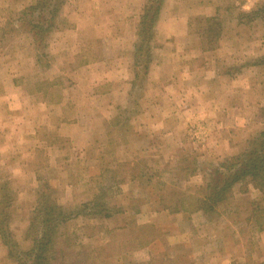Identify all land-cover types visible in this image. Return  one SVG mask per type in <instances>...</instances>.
Instances as JSON below:
<instances>
[{
	"label": "rangeland",
	"instance_id": "rangeland-1",
	"mask_svg": "<svg viewBox=\"0 0 264 264\" xmlns=\"http://www.w3.org/2000/svg\"><path fill=\"white\" fill-rule=\"evenodd\" d=\"M37 1L0 0V187L8 182L11 192L17 194L6 222L21 247L31 246L24 237L37 203L41 184L38 178H43L66 211L100 194L119 211L110 220L80 218L68 222L57 241V248L66 253L65 264H84L87 260L88 264H246L241 261L242 255L259 249L264 264V191L257 183L250 178L238 182L230 198L215 206L213 213L192 211L193 205L188 202L192 194L204 196L205 184L211 190L216 178L214 168L254 148L253 142L264 141V64H257L264 57V0H219L214 16L217 19L207 14L191 17L189 38L168 42L176 76L155 85L149 73L154 52L162 47L156 29L142 53H137L136 48L139 25L133 51L117 47L124 41L121 3L126 1V8L136 12L142 5L133 0H101L97 3L101 9L89 19L93 24L113 28L109 42L115 59L130 58L124 67L133 78L128 89L122 80L101 81L94 87L90 85L94 76L85 81L84 75L81 80V76L74 75L78 58H96L105 52L98 48L104 44L95 41L94 30L77 43L71 38H65L61 47L54 43L60 31L72 27L74 21L79 23L75 15L88 4L84 0H62L61 16L46 56L40 59L29 26L19 17ZM149 1L145 0L142 11ZM238 1L244 2L239 10ZM167 2L161 1V11ZM185 2L187 8L189 4ZM228 36L234 41L222 44ZM198 52L206 54L195 58ZM252 66L260 68L257 87L251 91L242 85L234 87V96L228 97L229 106H225L218 92L230 90V80L234 86L244 84L242 71ZM95 69L99 73L106 71L104 65ZM188 70L193 73L191 79ZM213 72L226 78V82L217 84L209 77ZM200 85L206 87L200 89ZM104 93L111 97L98 96ZM256 101L260 103L256 105ZM108 106H113L112 114L104 112ZM106 116L111 119H104ZM77 119L86 126L94 121V129L100 132L104 128L98 123L110 122L109 144L107 133L97 132L92 143L75 156L72 149L78 151V146L59 138L56 127ZM216 138L223 140L226 147L234 145L238 152L223 159L214 157L210 151ZM136 139L144 140L148 150L145 157L138 158L143 160L138 163L140 171L147 167L153 176L137 177L135 183L129 184V177L121 176L129 169L115 176L110 175L112 169L104 168L108 159L130 158L137 147L138 155L142 154L145 148L140 145L122 146ZM188 167L195 172L186 171ZM118 176L128 178L127 182L124 184ZM162 208L183 214L174 219L176 214L168 217L160 212ZM155 211L158 213L154 215ZM146 250L152 253L150 263L140 260L145 259L141 254Z\"/></svg>",
	"mask_w": 264,
	"mask_h": 264
},
{
	"label": "crops",
	"instance_id": "crops-1",
	"mask_svg": "<svg viewBox=\"0 0 264 264\" xmlns=\"http://www.w3.org/2000/svg\"><path fill=\"white\" fill-rule=\"evenodd\" d=\"M84 1H86L88 4H84V7L82 8V12H79V14L75 15V17L80 18L78 19L79 23L74 21V25L72 27L60 31L54 43L56 47H61L65 41V38H71L74 43H77L82 36L83 37L84 36L86 37V35L89 36L88 34L94 30L96 32V34L94 35L95 41H98V43H100V41H103L104 45H98V48H104L105 52L103 51L104 52V54L102 55L103 57L95 56L96 58H93L92 56L90 57L85 56L83 58L81 57L78 58L75 62L74 75L76 74L78 76H81V78L79 79L76 76H74V78L81 80L83 79V75H84L85 81L87 80L90 81L91 79H93V76H94V79L91 81V84H90L92 85L93 83L94 87L98 85L101 81L113 82V81L122 80L126 84V89H128L129 84L130 82H132L133 78L131 79L129 78V74H127L128 70L126 69L125 71L124 67H125L126 61H129L130 58L126 57V58L115 59L113 55V50H112L113 45L110 44L109 42L112 37L113 28L107 27V25L102 26V24H93V20H90L91 18H93L92 13L94 11L96 12L97 9H101L100 6L97 5L98 2L101 3V0H84ZM133 1H136V4L138 5L139 4L142 5V7L138 10V12H136L134 9L128 10L126 8V3H127L126 1L121 3V5H124L122 8V12L124 13V16L120 18L122 19V22H123L122 33L124 34V36L122 40L124 41L121 44H119L117 47L118 49H124L128 52L129 51L132 52L134 49V45L137 43L136 32H137L138 25L140 22V17L143 12L142 9L145 4V0H133ZM186 1H188V4L190 5V6L188 5L187 8H186L185 0H168L167 4H165L164 8L162 9L160 13L155 29H156V37L158 41L162 43V47H160V49H157L154 52V61H153L154 63L152 64L150 73H149L150 81L154 82L153 85H155V83H159L160 80H167L169 82L176 76L174 72V68H172L174 66V56L173 54L170 55V52H169L170 48H168V42L172 40L184 39L187 36L189 38V35H190L189 22H190L191 17H193L194 15H199V14H207L208 17H214L216 16V12H217L216 9L220 6L218 4L219 0H186ZM193 1H197L198 4L197 5L193 4ZM243 3L244 2L240 3V1L236 3L238 10ZM208 4L210 5V7L208 6ZM79 11H80V8H79ZM82 19H83V23H81ZM233 41H234V38L230 36L224 37L222 44L223 43L229 44V43H232ZM54 43L51 44L52 48L54 46ZM222 44H220V47H222ZM205 54L206 53L202 54L201 52H198V54L195 55V58H199L201 55H205ZM115 64H119L120 67L114 68ZM103 65L104 67H106L105 72L99 73L97 69L94 70V67H101ZM258 69L260 68H256L254 66H252L248 70L244 68L245 71L243 70L242 73H243V76L245 77V81H244L245 85L242 83H239L234 86L233 81L230 80L229 84L232 86L230 87V90L225 91L223 94H221V92H218L217 94L218 98L221 97L222 100H225L224 102L222 101L225 106H229L228 101H226L229 99L228 97L234 96L233 94L234 87H237L238 85H242V87L246 91H251L255 89V87H257L256 82L260 74ZM192 75H193L192 71L188 70V79H191L190 77H192ZM209 77H211L212 80L218 81L217 84H220V85L226 82V78L218 76L215 72H213V74ZM204 87L206 86L200 85V89ZM93 94L97 95V93H93ZM98 96L99 97L108 96L107 98L111 97L108 93H104L103 95H98ZM258 103H260V101H256V105ZM47 106H51V105L48 104ZM59 106L60 104L58 105V107ZM107 110L109 114H112L113 106H108L107 108H104V112ZM228 110L229 109H227V111ZM104 119H111V118L110 116H106V118ZM94 124L96 123L93 121L90 123L89 126H86V122H84L82 119L73 120L71 122H67L64 124L62 122V124L56 127V135L59 138H63L65 140L69 139L67 141H69L72 146H78V151L75 150V148L72 149L73 153H75V156H77L79 151L81 152L84 148L88 147V145L92 143V140L94 139V136L97 135L96 134L97 132H99L98 134H103V133L106 134L109 130L110 122L105 121L104 123L103 122L98 123V127L100 126L104 128L103 132H100L99 130L96 131L94 129ZM108 133L105 138L107 145L109 144L107 140ZM227 137L229 138V136ZM215 141H216V145L212 147V151H210V153L213 152L212 155H215L214 157L218 159H223L227 156L233 155L236 152H238L235 149L234 145H231V146L229 145V147H226V145L223 144L224 142L223 140L218 141V138H216ZM229 142H231V140ZM128 143H132L133 146L135 147L140 145L142 148H145V150L142 151V154L138 155L139 148L137 147L136 148L137 150L134 149V151L130 153L131 155L130 158L128 159L127 158L125 159L116 158L118 162L116 159H113V158L108 159L106 161V166L104 170L106 169V171H111L112 169L113 171L112 173H110V175L117 176L119 175V172L129 169L128 170L129 173L121 172L122 173L121 176H128L129 179L121 178L120 176H118L119 178H121V181L124 182V184L127 182V179L129 181V184H133L135 183L137 177L151 178L153 174H150V172L152 171L149 170L147 167L145 168V170L140 171L141 168L138 165L140 161H143L142 159L140 160L138 158L145 157L146 154L144 153L148 152L147 148L145 147L146 142H144V140L142 139L141 140L136 139L135 141H132V142L131 141L123 142L122 146H126V144ZM79 147L81 149H79ZM122 150H125V149H122ZM61 151L62 150H60L59 152ZM125 152L126 150L124 151V153ZM124 166H127V168H123ZM63 171L67 174L65 169ZM135 171H140V172L134 177L133 174ZM106 174H109V173H106ZM137 185L138 187H140L138 180H137ZM147 204H150V205L152 204L154 205V208H157L156 204H154L153 202H149ZM159 210H161L160 212L167 214L168 217H171V218H173L172 216L176 214L177 216L174 219H177L179 215L183 214L182 211L177 212V211H173L168 208H162ZM159 210H156V211L159 212ZM156 211L153 212L154 215L158 213ZM88 240L91 241L90 238H88ZM261 252L262 251L259 249L256 251V253L250 252L245 257L242 255L241 261L242 262L244 261L246 264H261L262 263V260L260 258V256L262 255ZM7 255H8V248L2 243L0 239V264H7V262H9V264H15L11 260L7 259ZM141 255L145 257V259H140L141 261L145 263L151 262L152 253L150 252V250L143 251Z\"/></svg>",
	"mask_w": 264,
	"mask_h": 264
},
{
	"label": "trees",
	"instance_id": "trees-1",
	"mask_svg": "<svg viewBox=\"0 0 264 264\" xmlns=\"http://www.w3.org/2000/svg\"><path fill=\"white\" fill-rule=\"evenodd\" d=\"M161 1L151 0L144 8L138 30L140 40L136 45L137 53H142L143 46H148L152 40V35H155L154 29L162 8ZM62 4V0H55V2L53 0H38L35 6L30 5L19 16L21 22L29 26V33L33 36V42L38 49V54L40 53V59L46 56L51 34L55 31L58 18L61 16ZM145 55L146 60H148L150 58L149 52L146 51ZM257 64H264V57ZM144 67L145 69L149 68L146 62ZM253 145L254 148H248V152L243 155L232 157L231 160L228 159V161L214 168L213 175L216 176L214 185L211 186L210 190L205 184L204 196L197 197L193 194L188 196V202L193 205L192 211H202L205 214L213 213L215 206L230 198L234 186L241 180L250 178L264 191V141L258 142L257 140V142L252 143ZM228 162L230 165L226 166L225 164ZM191 165L194 166L195 163L191 161ZM187 169L190 172H195L193 168L188 167L186 171ZM38 181L42 185L40 184V190L37 192L33 218L30 220L24 237L26 241L31 242V246L23 249L14 238V234L9 231V211L14 201L17 200V194L11 192L12 188L8 186V182H4L0 187V206H2L0 207V238L8 248L7 259L15 264H55L56 261L65 264L68 261L66 253H62L63 250L57 248V241L58 237H62L61 229L68 222L80 218L110 220L116 217L119 211L107 204V198L103 194L79 205L72 211H66L55 197V190L48 181L43 178H38ZM7 220L8 222H6ZM84 264H88V260L84 261Z\"/></svg>",
	"mask_w": 264,
	"mask_h": 264
}]
</instances>
